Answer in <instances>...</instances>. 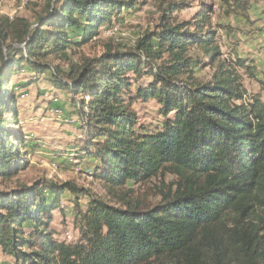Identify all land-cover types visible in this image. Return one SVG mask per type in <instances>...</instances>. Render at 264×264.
I'll use <instances>...</instances> for the list:
<instances>
[{
    "label": "trees",
    "instance_id": "obj_1",
    "mask_svg": "<svg viewBox=\"0 0 264 264\" xmlns=\"http://www.w3.org/2000/svg\"><path fill=\"white\" fill-rule=\"evenodd\" d=\"M135 5L50 0L37 27L25 18H0V45L9 52L0 58V179L24 171L33 152L17 128L15 91L28 84L8 88L24 71L54 72L53 85L70 94L86 130L78 157L95 160L94 176L109 191L165 172L178 181L160 201L129 200L124 208L70 183L0 191V251L14 264H264V103L247 98L224 62L212 82L193 77L190 49L201 48L211 64L220 57L217 32L206 30L210 6L178 22L172 15L183 6L170 4L162 32L140 40L136 53H108L80 69L72 66L67 79L46 62L51 55L69 61L72 47L88 43ZM13 44L25 48L12 53ZM145 70L152 84L131 96L129 75ZM136 101L160 105V129L137 128ZM65 192L89 198L87 211L77 212L81 238L75 244L56 241L48 229Z\"/></svg>",
    "mask_w": 264,
    "mask_h": 264
},
{
    "label": "rangeland",
    "instance_id": "obj_2",
    "mask_svg": "<svg viewBox=\"0 0 264 264\" xmlns=\"http://www.w3.org/2000/svg\"><path fill=\"white\" fill-rule=\"evenodd\" d=\"M134 1V9L123 10L119 18L114 17L110 25L100 29L99 35L80 47H72L69 50V61L51 55L47 56L46 62L56 70L60 69L61 76L67 79L72 66L76 70L80 69L88 62L95 63L108 53H136L140 40L147 35L162 32V17L170 4L183 6L172 15L178 22L193 20L204 6H210L212 12L209 14L206 30L217 32L220 57L211 64L201 48L190 49L187 57L194 62L193 77L201 83L212 82L220 69L219 64L224 62V69L231 70L240 77L247 98L257 97L264 103V0H244L242 7H231L232 2L226 0ZM49 3L50 0H0V18H25L37 27L39 18L44 15ZM24 48V44H13L10 51L14 53L15 50ZM0 50L1 60L5 59L9 53L8 47L0 45ZM239 60L244 63V67L237 66L236 62ZM161 64L158 62V65ZM53 73L36 75L22 71L15 73L8 82L10 89L16 83L28 84L15 91L19 124L17 128L27 138L28 146L33 152L25 157L29 164L24 171L9 180L0 179V191L12 192L24 187L47 184L62 186L70 183L118 208H124L125 202L129 200L160 201L161 193L168 191L178 181L176 176L165 172L148 183H130L124 188L109 191L94 176L95 160L78 157L83 149L86 130L72 106L70 94L53 85ZM129 79L131 96L139 88H146L153 82V77L147 70L140 76L130 74ZM182 79L188 80L187 76ZM133 107L139 118L137 128L143 126L150 131L161 128L164 118L157 102L136 101ZM45 194L49 196L50 192L45 191ZM88 202L87 196L83 195L78 200L75 195L65 192L58 208L51 213L52 219L48 224L56 241L75 244L80 240L75 220L77 212L87 211ZM14 262L0 251V264Z\"/></svg>",
    "mask_w": 264,
    "mask_h": 264
}]
</instances>
